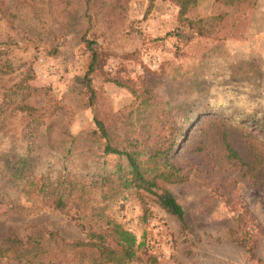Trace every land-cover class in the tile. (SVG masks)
I'll list each match as a JSON object with an SVG mask.
<instances>
[{
    "label": "rangeland",
    "instance_id": "obj_1",
    "mask_svg": "<svg viewBox=\"0 0 264 264\" xmlns=\"http://www.w3.org/2000/svg\"><path fill=\"white\" fill-rule=\"evenodd\" d=\"M24 1L5 0L0 34L18 40L36 34L37 48L13 49L12 53L19 61L31 63L33 85L51 87L61 100L64 110L56 117V130L67 128L79 135L94 129L95 110L83 101L82 80L90 62L82 42L88 26L85 0H39L45 10L44 29L35 22L31 9L23 7ZM102 1L106 5L91 35L98 41L100 71L94 84L104 93V109L125 112L139 102L138 94L149 88L160 101L181 106L195 117L185 137L192 146L213 138L220 126L211 120H230L235 113L247 110L260 113L264 119V0H257L250 10L243 38H197L181 45L184 54L176 52L179 43L175 40L167 45L153 41L178 25L180 8L173 1ZM222 9L214 1H205L195 13L207 17ZM47 38L58 46L57 55L48 53ZM110 78L120 79L124 85L108 81ZM238 116L243 125L231 129L230 141L254 166L251 176L222 170L165 185L184 207L190 229L184 230L154 196L145 195L142 202L129 193L111 206L116 219L144 243L140 259L130 264H152L151 257L153 264H264V132L254 120ZM212 142V152L217 151L216 140ZM184 152L192 157L188 149ZM0 188L7 196L0 202V242L10 232L25 237L43 229L58 230L69 240L85 237L75 208L44 206L39 198L27 196L4 177H0ZM225 195L231 197L230 203ZM237 210H248L260 226L248 219L258 237L254 258L233 236ZM14 264L33 262L25 258Z\"/></svg>",
    "mask_w": 264,
    "mask_h": 264
},
{
    "label": "trees",
    "instance_id": "obj_2",
    "mask_svg": "<svg viewBox=\"0 0 264 264\" xmlns=\"http://www.w3.org/2000/svg\"><path fill=\"white\" fill-rule=\"evenodd\" d=\"M171 1L180 8L178 25L153 41L167 45L175 40L179 43L176 52L183 54L181 45L197 38H243L248 14L258 4L257 0ZM205 1H214L225 9L207 17L197 15L196 9ZM4 5L5 0H0L1 12ZM105 5L102 0H85L88 26L82 42L90 53V62L82 80L83 101L95 110V128L79 135L67 128L56 130V117L64 110L61 100L51 87L33 85L31 63L19 61L12 53L13 49L37 48L36 34H27L23 40L0 34V177L15 182L22 192L39 198L44 206L75 208L85 234L83 239L69 240L53 229L25 237L10 232L0 242V264H14L25 258L33 264H130L140 259L144 243L116 219L111 211L113 204L129 193L142 202L145 195L154 196L188 230L184 207L165 185L187 182L198 173L229 170L247 177L253 172L254 166L232 145L230 131L243 125L238 116L243 115L244 120L257 122L264 132V119L258 112L247 110L235 113L230 120H211L220 126L213 138L192 146L185 137L195 117L181 106L160 101L149 88L138 94L139 102L126 110L131 108L129 112L104 109L106 98L94 84L100 67L97 37L91 33ZM23 7L31 9L42 29L47 27L39 0H25ZM51 40H46L50 44L48 53L57 55L58 46ZM261 68L264 72V65ZM108 81L124 85L120 79ZM212 140H216L217 151L212 152ZM187 149L192 157L184 152ZM6 199L0 188V202ZM225 199L229 203L232 200L227 195ZM249 218L260 228L248 210L238 211L233 236L254 258L258 237ZM149 260L153 264L154 258Z\"/></svg>",
    "mask_w": 264,
    "mask_h": 264
}]
</instances>
